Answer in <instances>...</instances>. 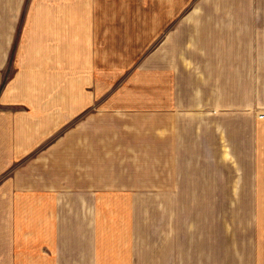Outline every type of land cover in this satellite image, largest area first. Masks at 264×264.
<instances>
[{
  "label": "crops",
  "instance_id": "obj_1",
  "mask_svg": "<svg viewBox=\"0 0 264 264\" xmlns=\"http://www.w3.org/2000/svg\"><path fill=\"white\" fill-rule=\"evenodd\" d=\"M129 5L97 84L99 0H0V264H264V0Z\"/></svg>",
  "mask_w": 264,
  "mask_h": 264
},
{
  "label": "rangeland",
  "instance_id": "obj_2",
  "mask_svg": "<svg viewBox=\"0 0 264 264\" xmlns=\"http://www.w3.org/2000/svg\"><path fill=\"white\" fill-rule=\"evenodd\" d=\"M99 3L101 11L98 12L94 43L95 81L97 84L119 83L124 80L128 66L134 64L146 51L156 47L159 38L156 33L158 19L166 13L125 10L129 4L130 8L140 7L142 0H99ZM116 6L117 10L114 8ZM149 7L154 8L156 5L150 4ZM78 79L71 76V82H78ZM89 110L92 109H86L84 113L88 114ZM77 120V116L71 120V129L77 126ZM28 158L22 162L28 161ZM261 211L264 223V204L261 205Z\"/></svg>",
  "mask_w": 264,
  "mask_h": 264
},
{
  "label": "built area",
  "instance_id": "obj_3",
  "mask_svg": "<svg viewBox=\"0 0 264 264\" xmlns=\"http://www.w3.org/2000/svg\"><path fill=\"white\" fill-rule=\"evenodd\" d=\"M264 116V114H260L259 117L262 118Z\"/></svg>",
  "mask_w": 264,
  "mask_h": 264
}]
</instances>
